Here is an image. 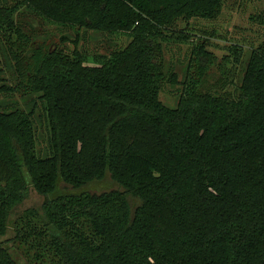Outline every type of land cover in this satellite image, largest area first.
<instances>
[{
	"label": "trees",
	"instance_id": "1",
	"mask_svg": "<svg viewBox=\"0 0 264 264\" xmlns=\"http://www.w3.org/2000/svg\"><path fill=\"white\" fill-rule=\"evenodd\" d=\"M19 1L52 23L131 42L94 66L77 52L17 48L18 89L41 94L51 155L34 152L32 112L0 111V236L28 186L45 198L12 225L0 264H19L9 243L27 249L28 264H264V42L234 96L201 89L213 58L199 42L177 107L158 99L162 42L189 41L177 27L216 20L226 0ZM0 29L23 39L10 9L0 8ZM107 174L117 190L70 194Z\"/></svg>",
	"mask_w": 264,
	"mask_h": 264
},
{
	"label": "rangeland",
	"instance_id": "2",
	"mask_svg": "<svg viewBox=\"0 0 264 264\" xmlns=\"http://www.w3.org/2000/svg\"><path fill=\"white\" fill-rule=\"evenodd\" d=\"M0 8L12 10L15 26L23 35V39H20L8 29H0V87L6 89L0 93V111L33 113L34 152L38 158H46L51 155L46 105L40 99L41 94L33 92L23 95L19 92V80L14 68L17 48L23 47L26 53L30 50V45L32 48L42 46L69 59L77 52L83 57L86 66H94L95 61L107 59L112 52L124 49L131 38L126 34L112 36L90 30L77 31L52 23L19 0H0ZM177 28L189 37V41H178L169 36L162 42L165 81L158 94L159 101L167 108L177 107L182 90L191 81L193 69L189 68V64L192 50L199 42L205 44L207 53L213 58L209 71L201 82V89L213 94L234 96L252 51L264 42V0H226L216 20L191 19ZM18 39L24 42L21 43ZM233 48L240 51L238 60L233 55ZM174 75L177 80L175 84L171 82ZM62 187L67 189L66 185ZM118 188L107 174L101 181L71 189L70 194H101ZM59 194L57 189L47 199H54ZM44 202L45 198L28 186L25 199L10 213L9 229L5 236H0V244L12 239V225L24 216L25 211L41 209ZM21 227L17 226L19 232H23ZM8 246L19 264H28L30 253L26 248L11 243Z\"/></svg>",
	"mask_w": 264,
	"mask_h": 264
}]
</instances>
